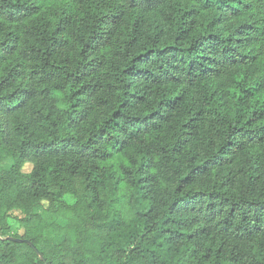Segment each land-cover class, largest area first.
Instances as JSON below:
<instances>
[{
  "label": "trees",
  "instance_id": "16d2710c",
  "mask_svg": "<svg viewBox=\"0 0 264 264\" xmlns=\"http://www.w3.org/2000/svg\"><path fill=\"white\" fill-rule=\"evenodd\" d=\"M0 264H264V0H0Z\"/></svg>",
  "mask_w": 264,
  "mask_h": 264
},
{
  "label": "rangeland",
  "instance_id": "374dc122",
  "mask_svg": "<svg viewBox=\"0 0 264 264\" xmlns=\"http://www.w3.org/2000/svg\"><path fill=\"white\" fill-rule=\"evenodd\" d=\"M13 162H14L13 159L7 158L3 162V165L8 168V167H10L13 164ZM31 168H32V165L30 163H28V164H25L23 170L26 171V172H28V171L31 170ZM70 201L73 202L74 199L72 197H70ZM10 223H11V228L8 229V233L10 235H12V234H20V235H22L24 233V228L23 227H20L18 225V223L14 219L10 218ZM59 223L65 224L66 223V220L63 219V218H61V219H59Z\"/></svg>",
  "mask_w": 264,
  "mask_h": 264
},
{
  "label": "water",
  "instance_id": "95a60500",
  "mask_svg": "<svg viewBox=\"0 0 264 264\" xmlns=\"http://www.w3.org/2000/svg\"><path fill=\"white\" fill-rule=\"evenodd\" d=\"M8 239H10V240H14V241H17V242L26 241V242H28L33 248H35V249L37 250L36 246H35L33 243H31L30 241H28V240H22V239H20V238H14V237H11V236H9ZM43 260H44V259H43Z\"/></svg>",
  "mask_w": 264,
  "mask_h": 264
}]
</instances>
